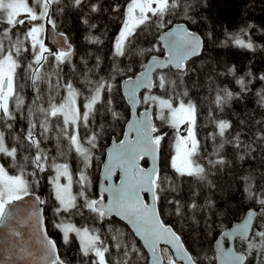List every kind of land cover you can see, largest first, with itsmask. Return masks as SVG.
I'll return each instance as SVG.
<instances>
[{"label": "trees", "instance_id": "trees-1", "mask_svg": "<svg viewBox=\"0 0 264 264\" xmlns=\"http://www.w3.org/2000/svg\"><path fill=\"white\" fill-rule=\"evenodd\" d=\"M132 1L27 0L37 12L45 9L47 21L73 46L69 53L57 56L47 52L42 58H38L29 35L38 21L13 23L0 10V61L9 54L15 57L16 102L22 104V115H32L36 123L34 132L10 129L6 170L26 180L27 193L38 195L43 202L59 264H97L94 252H84L76 237L61 240L60 226L73 223L86 227L101 235L104 245L113 238L120 221L103 218L85 199H91L89 194L96 197L105 150L112 138L121 139L130 117L122 82L140 73L150 56L163 54L161 33L185 22L203 38L202 53L190 59L184 70H157L154 89L141 96L140 108L151 102L147 94L156 93L173 107L183 106L193 118L184 128L195 166V171L188 173H180L170 163L177 129L166 117L156 119L161 139L156 181L159 212L166 224L205 253L213 236L221 235L258 207L249 239L239 240L237 245L247 255V264H254L260 245L264 261V0H169L164 10L151 13L127 37L120 52L117 36ZM69 88L79 96L82 114L88 102L93 104L79 135L87 146L90 139L97 140L98 148L88 171L93 190L81 194L65 211L59 210L49 171L65 157L59 161L43 157V145L48 144L52 132L38 124L46 117L56 126L60 118L49 116V107ZM53 134L62 136L61 141L72 151L70 134ZM61 141L54 145L53 153ZM163 259L172 263L168 249H163ZM110 264L131 263L126 259Z\"/></svg>", "mask_w": 264, "mask_h": 264}, {"label": "water", "instance_id": "water-1", "mask_svg": "<svg viewBox=\"0 0 264 264\" xmlns=\"http://www.w3.org/2000/svg\"><path fill=\"white\" fill-rule=\"evenodd\" d=\"M47 38L63 52L73 49L68 37L51 25ZM159 43L164 54L150 56L140 73L122 82L130 117L122 138H113L106 149L98 181V191L105 197L95 202V208L104 217L112 216L128 225L146 249L148 264H166L162 246L183 264H195L181 237L161 218L156 193L160 140L156 137L154 107H139L141 93L154 88L157 70H184L190 59L202 53L203 38L185 22H178L160 34ZM258 211L250 209L243 220L217 238V264H245L246 255L236 249L235 239L250 237ZM224 237L228 239L227 247ZM59 263L58 247L48 235L40 198L31 193L8 203L0 220V264Z\"/></svg>", "mask_w": 264, "mask_h": 264}, {"label": "rangeland", "instance_id": "rangeland-1", "mask_svg": "<svg viewBox=\"0 0 264 264\" xmlns=\"http://www.w3.org/2000/svg\"><path fill=\"white\" fill-rule=\"evenodd\" d=\"M169 0H133L127 7L126 17L124 23L119 30L117 36L116 46L121 52L123 44L128 36H130L135 29L143 23L151 13L162 11L167 6ZM0 10L5 12L7 18L13 22H22L24 20H37L29 31V35L33 45L37 46V56L42 58L47 52L53 53L57 56H61L62 51L52 49V47L46 41V27L48 23V14L45 9L40 12L34 10L27 0H0ZM16 60L11 54L5 56L0 61V89L3 82L6 80L8 83L7 92H10L13 85V74L15 71ZM4 90V89H3ZM74 89H67L66 94L60 100L61 103L53 108L54 114H58L63 119L64 123L69 126L70 138L73 142L74 149H76L77 155L83 159L81 168L78 169V176H74V165L70 159L69 168L65 163L55 167V171L52 173V187L54 195L59 203L61 210L71 209L77 202L79 196L84 192L91 193L93 190L92 182L89 177L88 170H85L87 162L93 161L91 158L94 155V150L98 148L97 140L90 139L89 146L81 141L79 135L76 134V120L78 116H81V106H78L76 101L77 93ZM147 98L151 101L149 104L153 105L156 109V116L159 119L166 117L168 122L177 129V135L172 142V153L170 154L171 165L180 173L194 172L195 166L192 163L193 148L188 146V142L184 137V128L192 121V116L185 112L183 106L173 107L170 101L153 93L147 94ZM148 104V105H149ZM91 105L83 108L84 115L89 114L88 108ZM80 109V110H79ZM81 129V126H80ZM81 132V131H80ZM160 139V137L158 136ZM88 169L91 165L88 164ZM67 167V168H65ZM199 167L197 168V172ZM2 177V178H1ZM28 192L26 180L21 179L19 176H6L4 178L0 175V212L3 211L6 205ZM91 199H85L86 201L94 205L92 202V194L88 195ZM95 198V197H94ZM61 227V240H69L72 235L76 237L80 245L85 252H94L97 249L96 234L92 233L86 227H78L73 224L65 223Z\"/></svg>", "mask_w": 264, "mask_h": 264}, {"label": "flooded vegetation", "instance_id": "flooded-vegetation-1", "mask_svg": "<svg viewBox=\"0 0 264 264\" xmlns=\"http://www.w3.org/2000/svg\"><path fill=\"white\" fill-rule=\"evenodd\" d=\"M46 41L53 49L54 46L48 40L47 37H46ZM36 45H38V44L33 45V43H32V47L35 49H37ZM15 71H16V66H15ZM15 71H14L13 78H12L14 82H13V85H12L10 92H7L8 83L6 82V80L2 84V87L4 90L2 88L0 89V175L3 176L4 178H6V176H9V177L12 176L8 173V171L6 170V168L4 166V159L6 158L7 155H10L7 153V151H8L7 149L10 147V144H11V141L9 139L10 135L8 136L10 129L13 127L17 131L24 129L25 133H27L29 130L31 132H34L36 129V126H35L36 123L34 122V119L31 118L33 116L31 115V117H28L26 115V113L24 115H22V111H21L22 104H20V102H16V99H19V97L15 94ZM76 101L78 103V106L80 107L81 103H80L79 96L76 97ZM60 103H61V101H58V103H56L55 106H58V104H60ZM90 105L93 106V104H90ZM55 106H51V108L49 107L48 115L51 117L56 115L60 118L61 121L58 120V123L56 124V126H54L52 124L53 122L51 121L52 119L50 120L46 117H43L42 121L38 124V127H43L42 130H44L47 127H50V130L52 132L50 139L47 141L48 144L46 146L43 145V148L46 149V153H44L43 157H46V159L52 158V157H57V158H55L57 161H59V158L65 157V159H64L65 161L62 160V161L56 162L55 164L52 165V168H50V170H49L52 174L55 171V167L58 165H62V163H65L67 165V167L69 168V165H70L69 157L72 156L70 158H71V160H73V165H74V163L77 162V165L74 166V170H75L74 176L76 177V176H78L77 171L79 168H81V160H83V159H81V156L77 155L78 153L76 152V149H74L73 142H71L72 151L69 152V150H68L69 148L63 143V141H61L62 136H59V135L56 136L53 134V131H55L57 133L65 134V135L70 134L69 133L70 132L69 126H67L64 123V121L60 115L54 114L53 108ZM20 111H21V114L19 113ZM85 120H86V115L81 113V116H78V118L76 120V124H75L77 127L76 131H75L77 135H79L80 126H81V124H83L85 122ZM187 126L185 128H187ZM185 132L186 131L184 130V133ZM34 138H36V136L30 137V138H28V140L31 141ZM58 141H61L57 145V147H59V146L60 147H59V149L57 148L58 151L55 154V153H53L54 145L56 143H58ZM63 149L65 152H61V150H63ZM52 154H54V155H52ZM91 160H92V158H91ZM67 167H65V168H67ZM46 173H47V171H46ZM99 176H100V172L98 174V178H99ZM51 178H52V176H51ZM50 181H51V179H50ZM99 198H104V196L98 192V188L96 185V197L92 199V202H95V200H97ZM4 209H5V207H4ZM4 209L2 212H0V220H1L2 214L4 212ZM98 212L100 213L101 216H103V213L101 211H98ZM113 218L120 221V223L117 224L118 227H115V230H114L115 232L113 234V238H111V236H110V240L107 242L106 245H104L102 243L103 242L102 236L99 234L96 235L97 249H96V251H94L93 254L96 258L97 264H110V262H117V261L120 262L121 260H126V259L131 264H148V253H147L146 249L143 247V245L141 244L140 240L134 235V233L128 227L127 224H125L124 222H122L121 220H119L115 217H113ZM122 228H123V230H122ZM177 233L181 237L185 248L190 253V255L193 259V262L195 264H217L214 246H215V241L220 234L215 238L213 236L211 241H210L209 250L205 253H201V251L195 249V247L192 246L191 242H189L185 239V237L183 236V234L180 231ZM248 239H241V238L235 239V246L239 252L244 253L242 250L239 249L237 242L239 240L247 241ZM120 240H122V242ZM223 240H224V245L227 247L228 246L227 237H225ZM162 248L168 249L164 246ZM247 263L248 262H247V255H246L245 264H247ZM262 263L264 264V261L261 260V247L259 245L256 249L254 264H262ZM171 264H183V262L176 259L172 254V263Z\"/></svg>", "mask_w": 264, "mask_h": 264}, {"label": "bare ground", "instance_id": "bare-ground-1", "mask_svg": "<svg viewBox=\"0 0 264 264\" xmlns=\"http://www.w3.org/2000/svg\"><path fill=\"white\" fill-rule=\"evenodd\" d=\"M145 64H146V63H145ZM257 208H258V207H257ZM252 209H255V208H252ZM258 209H259V208H258ZM224 238H225V237H224ZM224 238H223V239H224Z\"/></svg>", "mask_w": 264, "mask_h": 264}]
</instances>
